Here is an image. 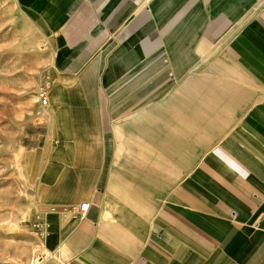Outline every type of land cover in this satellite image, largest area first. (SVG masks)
<instances>
[{"label": "crops", "instance_id": "0c3cea01", "mask_svg": "<svg viewBox=\"0 0 264 264\" xmlns=\"http://www.w3.org/2000/svg\"><path fill=\"white\" fill-rule=\"evenodd\" d=\"M13 1L52 54L40 264H264V0Z\"/></svg>", "mask_w": 264, "mask_h": 264}, {"label": "rangeland", "instance_id": "374dc122", "mask_svg": "<svg viewBox=\"0 0 264 264\" xmlns=\"http://www.w3.org/2000/svg\"><path fill=\"white\" fill-rule=\"evenodd\" d=\"M44 82L51 88L45 37L13 0H0V262L9 264L41 248L35 191L42 152L56 147L55 112L38 100Z\"/></svg>", "mask_w": 264, "mask_h": 264}, {"label": "built area", "instance_id": "2783aa9c", "mask_svg": "<svg viewBox=\"0 0 264 264\" xmlns=\"http://www.w3.org/2000/svg\"><path fill=\"white\" fill-rule=\"evenodd\" d=\"M49 91H50V83L44 82L38 89V100L42 107H47L49 103ZM88 203H81L78 205H74L68 208H63L62 213L71 217L81 219L85 216L88 210ZM54 208H52L53 210ZM39 223L38 227L40 230V237L43 239L48 235V224L44 221L43 216L40 214L37 218ZM47 257V253L43 251L41 248L36 250V253L30 259L29 264H40L43 259Z\"/></svg>", "mask_w": 264, "mask_h": 264}]
</instances>
